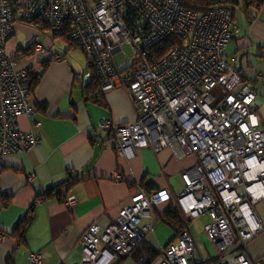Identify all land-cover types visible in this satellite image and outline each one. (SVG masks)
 <instances>
[{"label":"built area","instance_id":"built-area-1","mask_svg":"<svg viewBox=\"0 0 264 264\" xmlns=\"http://www.w3.org/2000/svg\"><path fill=\"white\" fill-rule=\"evenodd\" d=\"M18 20H37L82 48L88 65L76 76L91 89L92 100L119 87L129 90L136 121L117 124L104 118L99 127L118 155L131 158L151 147L194 157L181 172V193L138 186L115 221L103 226L95 220L88 227L80 237V256L68 264H112L129 255L153 230L155 210L163 203L175 206L186 226L161 247L160 260L144 255L143 264H254L249 243L264 229L258 212V205L264 207V124L256 91L226 54L240 31L232 10L200 11L180 0H0L1 158L28 154L40 142L18 121L22 114H37L30 102L35 71L7 51ZM172 35L181 41L161 52L159 46ZM29 42L35 55L46 51L37 35ZM116 52L130 60L123 69L115 62ZM109 178L126 180L120 169ZM66 200L73 205L75 196ZM202 215L209 217L203 229L216 245L214 256L197 254L190 221ZM41 261L38 252L28 256V264Z\"/></svg>","mask_w":264,"mask_h":264},{"label":"crops","instance_id":"crops-1","mask_svg":"<svg viewBox=\"0 0 264 264\" xmlns=\"http://www.w3.org/2000/svg\"><path fill=\"white\" fill-rule=\"evenodd\" d=\"M233 6L240 31L227 45L226 54L256 91L255 103L264 124V2L248 6L239 0ZM32 35L45 46L40 55L27 53ZM52 35L50 30L18 20L15 34L7 41V51L18 55L20 66L41 71L30 95L37 114H22L18 119L22 130L34 131L40 142L28 154L0 157V233L6 234L0 238V264H28L31 252L41 254L40 264L70 263L80 256L81 235L95 220L103 226L115 221L121 208L131 203L130 195L140 182L150 190L170 187L177 195L183 188L181 172L194 163L193 156L176 157L170 148L158 152L140 148L131 158L118 155L110 135L99 127L104 118L117 124L136 121L129 90L119 87L105 92L99 101L92 100L76 76L87 69L86 62L70 56L69 41L64 40L67 46L63 47L57 44L61 36ZM53 53L62 58L53 57ZM117 53L114 59L118 65ZM43 61L47 66L42 70ZM128 64L127 60L118 66L123 69ZM116 169L123 171L125 181L109 178ZM56 186L59 196L43 195ZM68 196H75L73 205L67 203ZM169 206L171 203H163L156 208L153 230L129 255L112 264H143L144 255L160 260L161 247L178 237L176 228L159 220ZM260 216L264 222L263 213ZM23 221L25 239L21 240L19 226ZM190 229L199 256L217 254L205 231L192 230L191 224ZM249 249L254 264H264V229L250 241Z\"/></svg>","mask_w":264,"mask_h":264},{"label":"trees","instance_id":"trees-1","mask_svg":"<svg viewBox=\"0 0 264 264\" xmlns=\"http://www.w3.org/2000/svg\"><path fill=\"white\" fill-rule=\"evenodd\" d=\"M181 3L183 4V6L185 7H188V8H192V9H196V10H200V11H208L210 9H213V8H216V7H227L229 9L232 10L233 12V15H234V6L235 4H237L239 2V0H180ZM255 1H257L259 4L263 3L264 0H244V3L246 5H251L252 3H254ZM235 18V17H234ZM29 23H32V24H35L36 26H38L40 29L42 30H48V27L46 26H41L40 23L37 21V20H33V21H29ZM52 31V30H51ZM53 33V37H59L61 36L63 38V40L65 41H69L70 40L68 39L66 33L64 34H56L54 31H52ZM59 37V38H61ZM180 38L177 37L176 35H172V36H169V38L165 41L162 42V44L159 46L158 49H162V51H164L165 49L167 48H170L172 47L174 44H177L178 42H180ZM32 48L29 50V52H27L28 54H32ZM59 58H62V55L59 56ZM42 65V70L47 66V61H43L41 63ZM40 74H41V71H39L38 73L35 72L32 76V84H31V92L32 90L37 86V83L39 82L40 80ZM97 80V81H96ZM97 83H99L98 79L95 78V80ZM93 88H97L96 87H93ZM85 92H89L91 89H84ZM103 97V94H99L95 97V100H101V98ZM68 183V182H67ZM63 184H66V183H63ZM72 184V182L70 181V185ZM140 185L143 186L147 191H151L150 189H147V185L140 182ZM59 189V186H56V187H50L48 189H46L43 193V195L45 196H50L51 194H56L59 196L60 194V191L58 190ZM29 212L31 213L32 212V208L29 210ZM159 220H162L163 222L173 226L174 228L177 229L178 231V235L181 231H183L185 229V222L182 218V216L180 215L178 209L171 205L169 206L164 212H162L160 215H159ZM25 227V221H23V223L20 224L19 226V229L21 230L19 233H20V239L21 240H24L25 239V235H24V230L23 228ZM18 230V229H17ZM16 230V231H17ZM119 264V263H118Z\"/></svg>","mask_w":264,"mask_h":264},{"label":"rangeland","instance_id":"rangeland-1","mask_svg":"<svg viewBox=\"0 0 264 264\" xmlns=\"http://www.w3.org/2000/svg\"><path fill=\"white\" fill-rule=\"evenodd\" d=\"M57 40H58L57 44H59L61 46L64 45L63 47L67 46V44L64 42V40L62 38H58ZM124 48L127 52H129V53L131 52V48L128 44H125ZM69 52H70V56H75L79 59H82L86 62V65H88V59H87L84 51L82 50V48H80L79 46H77L75 44H72V47H71ZM115 56H116L115 58H116V61L118 62L119 66L125 65V61H127V60H128V63L130 62V60L127 59L125 57L124 53H122V52H118ZM216 90L218 91V89H216ZM258 212L260 214L263 213V215H264V209L260 205H258ZM208 221H209V217L207 215H202V216L195 218L194 220L190 221L191 228H192V230L194 229L195 231L201 232L203 234L204 233L203 226Z\"/></svg>","mask_w":264,"mask_h":264}]
</instances>
